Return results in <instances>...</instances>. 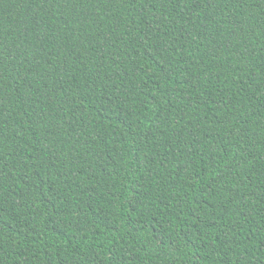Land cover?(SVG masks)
Returning <instances> with one entry per match:
<instances>
[{"label":"trees","instance_id":"16d2710c","mask_svg":"<svg viewBox=\"0 0 264 264\" xmlns=\"http://www.w3.org/2000/svg\"><path fill=\"white\" fill-rule=\"evenodd\" d=\"M0 264H264V0H0Z\"/></svg>","mask_w":264,"mask_h":264}]
</instances>
